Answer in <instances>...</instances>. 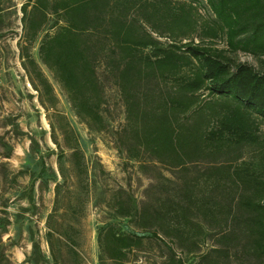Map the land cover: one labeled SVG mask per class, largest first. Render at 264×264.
<instances>
[{
    "label": "trees",
    "instance_id": "16d2710c",
    "mask_svg": "<svg viewBox=\"0 0 264 264\" xmlns=\"http://www.w3.org/2000/svg\"><path fill=\"white\" fill-rule=\"evenodd\" d=\"M3 10L0 0V22ZM22 12L24 67L47 111L59 99L32 54L39 40L40 60L76 115L91 129L109 128L110 80L125 108L116 131L119 152L146 171L160 167L157 176L174 183H162L156 188L161 193L146 203L126 189L115 194L113 207L135 229L112 222L99 227L101 262L106 257L126 264L145 240L164 235L190 251L199 249L202 237L218 236L219 246L201 257L206 264H228L233 255L243 264H264V0H28ZM218 41L226 48L217 47ZM238 52L260 59L262 68L237 60ZM60 118L78 172L87 175L78 135ZM55 129L52 124L61 163ZM31 150L40 166L29 192L35 207V182L48 169L34 137ZM60 188L56 183L57 195ZM30 233V263L48 264L33 229ZM46 235L53 264H60L52 226ZM168 248L166 264H186ZM5 262L0 253V264Z\"/></svg>",
    "mask_w": 264,
    "mask_h": 264
},
{
    "label": "rangeland",
    "instance_id": "374dc122",
    "mask_svg": "<svg viewBox=\"0 0 264 264\" xmlns=\"http://www.w3.org/2000/svg\"><path fill=\"white\" fill-rule=\"evenodd\" d=\"M27 1L3 0L0 22V34H4L0 38V137L5 138L4 143L0 144V253L5 255L6 264H31L30 229H33L49 259L48 264H53L55 258L46 235L52 226V242L60 264H77L74 250L83 264H103L98 240L99 227L112 222L125 226L128 231L135 229L133 222L117 214L113 207L115 194L120 189H126L140 203H146L153 194L161 193V187L156 188L162 183H174L157 176L160 167L146 171L119 152L116 131L124 123L125 108L118 89L110 80L106 83L109 106L106 119L109 128L104 132L91 129L76 115L67 95L40 60L39 40L32 48V54L54 86L59 99L57 108L49 111L41 104L39 93L32 86L22 59V47L26 43L22 5ZM225 44L218 41L217 47L226 48ZM234 57L241 62L251 63L258 70L262 68L260 59L255 56L238 52ZM100 72H103L102 68ZM60 116L67 119L78 135L85 155L87 175L78 172L73 150L61 133ZM52 124L64 152L61 163L58 161L61 150L51 137ZM32 137L39 141L48 169L45 178H38L35 182V207L29 202V192L40 166L39 155L31 150ZM164 172L167 177L177 181L173 174ZM56 183L61 184L58 195ZM147 189L150 190L147 192ZM51 214L52 225H49ZM161 237L145 240L141 250L129 254L130 261L126 264H166L170 256L168 246H172L186 264H206L201 261L202 255L211 253L213 248L219 246L216 242L218 236L202 237L199 249L192 251L164 235ZM104 263L114 264L106 257ZM228 264L243 263L233 255ZM244 264L256 263L250 260Z\"/></svg>",
    "mask_w": 264,
    "mask_h": 264
}]
</instances>
